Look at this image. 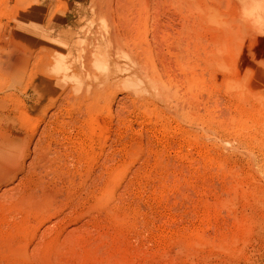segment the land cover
Instances as JSON below:
<instances>
[{"label": "rangeland", "instance_id": "374dc122", "mask_svg": "<svg viewBox=\"0 0 264 264\" xmlns=\"http://www.w3.org/2000/svg\"><path fill=\"white\" fill-rule=\"evenodd\" d=\"M0 264H264V0H0Z\"/></svg>", "mask_w": 264, "mask_h": 264}, {"label": "bare ground", "instance_id": "6f19581e", "mask_svg": "<svg viewBox=\"0 0 264 264\" xmlns=\"http://www.w3.org/2000/svg\"><path fill=\"white\" fill-rule=\"evenodd\" d=\"M249 1V3H250V1H254V0H243V2H244V4H246V2H248ZM255 12H256V10H255ZM258 17V16H257ZM262 23V22H261Z\"/></svg>", "mask_w": 264, "mask_h": 264}]
</instances>
